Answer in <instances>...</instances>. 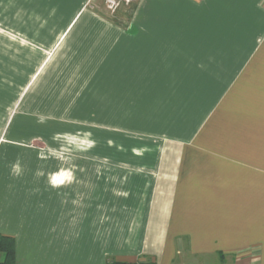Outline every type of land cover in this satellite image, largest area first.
I'll use <instances>...</instances> for the list:
<instances>
[{
	"label": "crops",
	"instance_id": "1",
	"mask_svg": "<svg viewBox=\"0 0 264 264\" xmlns=\"http://www.w3.org/2000/svg\"><path fill=\"white\" fill-rule=\"evenodd\" d=\"M109 29L95 78L143 95V113L157 96L170 132L158 149L129 141L124 162L95 151L14 171L0 233L16 264H264V0H141Z\"/></svg>",
	"mask_w": 264,
	"mask_h": 264
},
{
	"label": "rangeland",
	"instance_id": "2",
	"mask_svg": "<svg viewBox=\"0 0 264 264\" xmlns=\"http://www.w3.org/2000/svg\"><path fill=\"white\" fill-rule=\"evenodd\" d=\"M95 5L0 0V184L14 181V171L34 176L47 159L75 162L81 156L90 164L101 152L108 166L118 152L124 162L129 141L130 147L151 141L158 149L170 132L158 125L163 105H152L157 96L151 103L149 95L150 111L143 113V95L108 92L95 78L93 38L109 36L110 26L124 27L137 9L111 15ZM83 21L92 23L86 33L78 27ZM80 37L86 46L78 44Z\"/></svg>",
	"mask_w": 264,
	"mask_h": 264
},
{
	"label": "trees",
	"instance_id": "3",
	"mask_svg": "<svg viewBox=\"0 0 264 264\" xmlns=\"http://www.w3.org/2000/svg\"><path fill=\"white\" fill-rule=\"evenodd\" d=\"M17 244L13 236L0 233V264H16ZM112 264H129L112 262ZM134 264H155L152 262H137Z\"/></svg>",
	"mask_w": 264,
	"mask_h": 264
},
{
	"label": "built area",
	"instance_id": "4",
	"mask_svg": "<svg viewBox=\"0 0 264 264\" xmlns=\"http://www.w3.org/2000/svg\"><path fill=\"white\" fill-rule=\"evenodd\" d=\"M141 0H104L103 10L111 15L126 12L125 14H132L138 7Z\"/></svg>",
	"mask_w": 264,
	"mask_h": 264
}]
</instances>
